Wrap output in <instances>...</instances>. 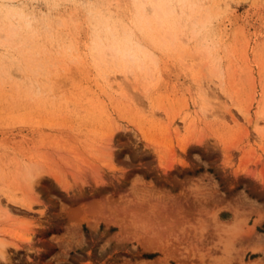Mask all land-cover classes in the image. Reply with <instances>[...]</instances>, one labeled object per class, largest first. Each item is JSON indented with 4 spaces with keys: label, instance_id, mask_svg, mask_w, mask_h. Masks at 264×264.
Here are the masks:
<instances>
[{
    "label": "rangeland",
    "instance_id": "rangeland-1",
    "mask_svg": "<svg viewBox=\"0 0 264 264\" xmlns=\"http://www.w3.org/2000/svg\"><path fill=\"white\" fill-rule=\"evenodd\" d=\"M13 9L0 264H264V0H1L0 28Z\"/></svg>",
    "mask_w": 264,
    "mask_h": 264
},
{
    "label": "bare ground",
    "instance_id": "bare-ground-1",
    "mask_svg": "<svg viewBox=\"0 0 264 264\" xmlns=\"http://www.w3.org/2000/svg\"><path fill=\"white\" fill-rule=\"evenodd\" d=\"M1 1V0H0ZM2 5H4V4H2ZM5 5H9V4H5ZM4 5V6H5ZM11 6V5H10ZM10 6H9V8H10ZM154 6H156V5H154ZM3 7V6H2ZM6 7V6H5ZM12 8V7H11ZM152 8L153 9H158L157 8V6L156 7H153L152 6ZM159 10V9H158ZM6 11V10H5ZM146 10L145 9H143V12H139L138 11V13L139 14H145L144 12H145ZM158 12V15L161 13V9H160V11H156V13ZM5 13V12H4ZM7 14V16H6V20H8V28L7 27H2V28H0V33L1 32H3V30L6 32V36L4 35V37L7 39V37L9 36L8 34V30L9 29H18L19 28V21H18V19H16V17L18 16V12H16L14 9L10 12H7L6 13ZM98 14H100V13H98ZM162 16H163V14H161ZM18 17H20V16H18ZM101 17V16H100ZM22 18V17H21ZM108 18V17H107ZM144 18H146V14H145V17ZM156 18H157V16H156ZM13 19H15V21H13ZM156 20V19H155ZM105 22H106V20H105ZM155 22H157V21H155ZM107 24H108V22H106ZM151 23L149 22V25H150ZM107 26H105V28H106ZM104 28V29H105ZM107 29V28H106ZM108 29H110V28H108ZM142 29V28H141ZM15 31V30H14ZM142 31V30H141ZM14 35H15V33H13ZM11 37V36H10ZM115 37H116V39H115ZM127 37V38H126ZM132 37V36H131ZM127 33H126V36L124 35L123 36V38H124V40H126V42L128 43L129 41H130V38H131ZM118 38H119V35L118 34H114V32L113 33H110V37H108V39H109V43L108 44H105L104 45V47H105V52L107 51L108 52V50H110V51H112V55H113V57L114 58H117L118 60L120 59V60H122V59H131V60H135V58H131V57H138L139 58V55L137 54V52H135V50L134 51H132L131 49L132 48H130V50L127 48V44L125 43V41L124 40H118ZM122 38V39H123ZM128 38H129V40H128ZM130 42H132V39H131V41ZM130 44H132V43H130ZM104 51H103V57H106V53H105ZM100 53H101V51H100ZM111 53V52H110ZM106 54V55H105ZM141 57V56H140ZM139 59H142V58H139ZM117 61V60H116ZM43 173V171H41L40 169H38V168H35V167H33V168H28V169H25L22 173H21V175H20V178H21V182L23 183V188H16V189H20V190H24V192L25 193H32L33 192V190H34V187H35V185L38 183V178L41 176V174ZM13 193H14V191H13ZM14 195V194H13ZM31 202V201H30ZM28 203V205H27V207L29 208V209H31V203ZM5 244L6 243H0V254L1 255H5L4 254V251H5Z\"/></svg>",
    "mask_w": 264,
    "mask_h": 264
}]
</instances>
